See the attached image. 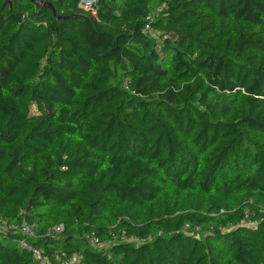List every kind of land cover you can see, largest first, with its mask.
Masks as SVG:
<instances>
[{"label": "trees", "instance_id": "1", "mask_svg": "<svg viewBox=\"0 0 264 264\" xmlns=\"http://www.w3.org/2000/svg\"><path fill=\"white\" fill-rule=\"evenodd\" d=\"M41 1L0 0V219L51 264H264V0Z\"/></svg>", "mask_w": 264, "mask_h": 264}, {"label": "built area", "instance_id": "2", "mask_svg": "<svg viewBox=\"0 0 264 264\" xmlns=\"http://www.w3.org/2000/svg\"><path fill=\"white\" fill-rule=\"evenodd\" d=\"M144 28L146 30L149 29L147 24L144 25ZM8 228L17 229L20 232V234H22V237L19 238L20 239L19 243L21 244V246L31 249L32 255L34 256L35 259L38 260L39 264H51L46 258L40 255V251L37 247L30 246L28 242L26 241L25 237L33 233L32 227L26 221L21 220L18 224H9L5 220L0 219V232H3ZM51 229L53 232H57L61 229V225L60 224L54 225ZM90 241L93 242L95 241V239L90 238ZM76 259H77V256H72L70 258H65L61 260L59 263L60 264H75L74 260Z\"/></svg>", "mask_w": 264, "mask_h": 264}, {"label": "rangeland", "instance_id": "3", "mask_svg": "<svg viewBox=\"0 0 264 264\" xmlns=\"http://www.w3.org/2000/svg\"><path fill=\"white\" fill-rule=\"evenodd\" d=\"M80 1L83 4V7H85L89 2H91L93 0H80Z\"/></svg>", "mask_w": 264, "mask_h": 264}, {"label": "water", "instance_id": "4", "mask_svg": "<svg viewBox=\"0 0 264 264\" xmlns=\"http://www.w3.org/2000/svg\"><path fill=\"white\" fill-rule=\"evenodd\" d=\"M5 1L10 2L11 0H5ZM31 1H33L34 3H37V4L42 2L41 0H31ZM44 4L49 5L47 2H44Z\"/></svg>", "mask_w": 264, "mask_h": 264}]
</instances>
